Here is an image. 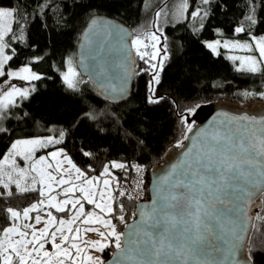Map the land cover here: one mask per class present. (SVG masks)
Instances as JSON below:
<instances>
[{
  "label": "trees",
  "instance_id": "1",
  "mask_svg": "<svg viewBox=\"0 0 264 264\" xmlns=\"http://www.w3.org/2000/svg\"><path fill=\"white\" fill-rule=\"evenodd\" d=\"M175 1L42 0L41 6V0H0L3 7L14 6L19 10L20 27L13 25L15 39L9 44L17 52L12 68L31 64L32 69L43 75L20 108L8 113L11 119L4 120L10 134L0 136V158L16 139L57 136L62 132L64 141L47 149L63 148L76 166L89 174H101L113 161L126 165L139 161L147 166L149 190L152 171L173 160L210 107L248 114L254 113L249 111L253 106L264 110V106L257 104L264 102L261 95L264 76L237 71L224 54H215L204 43L217 38L247 39L251 33L264 34V0H213L208 18L166 22L164 12ZM195 6L207 7L202 0H195ZM253 6L257 23L250 24L248 16L252 15ZM161 9L164 11L157 17ZM95 15L123 22L136 33L135 39L143 42L149 41L152 32L161 35L159 45L162 51V46H167L169 58L164 61L161 81L156 86L155 95L164 98L160 103L148 100L152 95L148 86L151 77L141 71L147 67L146 58L141 59L135 47L137 75L126 101L111 103L103 99L81 74L75 89L64 82L60 70L65 69L68 57H76L80 35ZM238 26H244L249 34H235L234 28ZM5 42L9 43L7 37ZM35 58H40L39 62L32 64ZM82 151L92 155L83 156ZM112 171L120 181L131 174L128 169ZM37 189L21 192L14 184L9 189L0 187V227L10 226L5 218L7 208L23 210L41 199L40 187ZM262 201L245 247L253 264H264V196ZM120 203L124 205V222L115 218L121 214L118 209L111 217L117 231L122 233L124 226L135 218L137 202L117 198L114 192L113 206ZM115 250L113 239L104 249L103 259H108Z\"/></svg>",
  "mask_w": 264,
  "mask_h": 264
},
{
  "label": "snow or ice",
  "instance_id": "2",
  "mask_svg": "<svg viewBox=\"0 0 264 264\" xmlns=\"http://www.w3.org/2000/svg\"><path fill=\"white\" fill-rule=\"evenodd\" d=\"M213 0H202V5L207 7L197 8L195 0H181L179 12L184 15L185 19L208 18L211 15L210 6ZM42 6V0H41ZM191 8V12L188 9ZM164 10L158 11L156 16H161ZM252 15L248 16L250 24H255L257 21L254 18L255 8H251ZM187 13V15H185ZM19 10L16 7L5 8L0 5V84L6 87H0V136L9 135V129L4 127V120L11 119L8 113L12 109L20 108V104L16 98L25 99L30 95L27 88L21 89L12 83V80L20 79L24 81H39L42 76L33 71L31 64H26L18 70L12 68L11 62L17 55L15 48H10V42L15 39L13 25L20 27L18 22ZM204 24H200V29L203 30ZM234 33L249 34L244 26L234 28ZM6 37L9 43H6ZM152 51H148V45L145 44V50L141 51L137 47V53L141 59H145L147 67L142 69L143 73L150 75L149 91L152 93L148 97L150 103L158 104L164 98L155 95L156 86L160 84L161 73L164 69V61L167 60V46L163 45V55H161V46L159 42L161 35L156 32L150 34ZM134 45H141L143 41L137 38L133 41ZM207 48L219 55L217 49L223 47L231 50H242L249 54L246 56H233L230 59L239 61L236 70L247 72L249 74H260L264 76V36L257 37L249 35V42L241 43L239 40H225L222 44L221 40L217 39L207 43ZM8 52L9 54H6ZM40 58H35L31 63H38ZM76 73L73 69H68V74L64 76V80L70 89L77 87L71 77ZM32 91H35L33 88ZM264 95V93H261ZM232 119H235L233 117ZM243 119H246L243 118ZM186 122V121H185ZM225 130L220 133L213 132L212 134H203L199 140V145L193 144L192 149H188L183 153V161L176 165L173 169V175L176 174V169H179L178 180H172L169 176H165L162 184L165 187L161 188L159 202H154L150 212L141 213L143 224L145 227H140L134 235L136 239L129 238L126 243L130 250H135L140 256L147 259L140 260L137 264H158L161 262V257H167L172 254L181 255L185 251L192 252V247L188 245H196L202 237L199 235L203 228L210 231V225L214 219H219V214L214 213L211 209L215 207L211 198L215 196V200H220L219 195L222 188L233 178H238L244 173L238 171L242 164H253L255 157L259 155L264 157V130L261 131V139L259 143H247L245 134L241 133L240 128L233 129L230 123L225 121ZM191 131V125L188 127ZM248 135V140H254L255 133ZM65 139L64 133H59L57 136H43L28 139H16L10 146L7 153L0 158V187L9 189L12 183L21 192L37 191V183L43 185V188L48 189L45 193L42 189L39 190L41 196L47 197V204L44 200L33 203L30 207L23 209V219L30 220V213L37 212L35 223L41 222V216L38 214L40 206L43 205L46 209H55L58 213L70 214L68 219L60 218L53 215L51 211H47V216L50 217L45 223L43 229L37 230L32 223H21L19 227L15 226V221L21 217V212L12 208L5 210V218L10 226L0 227V233L3 238H0V264H83L86 259L88 264H104L99 257L85 255L89 249H95L103 252L105 248L112 243L114 238V247L121 252H124L122 244L124 234L117 231V225L112 222V219L104 218L105 215L114 216L118 209L121 213L115 218L120 222H124L123 215L124 205L120 203L114 207V196L108 189L113 185V180L103 179V188L100 187V181L97 177L89 178L85 171H82L76 166L71 158L65 157L67 163L71 165L70 169L62 167L63 161L57 159L64 154L63 148H57L55 151L48 153L47 156L35 158L34 154L37 150L46 149L50 146L61 144ZM195 149V151H193ZM81 155L89 157L92 155L89 151H82ZM13 157H21L23 161H34L30 168L31 171L38 173L39 178L33 176L31 178V188L21 185L19 179L13 180V176L23 177L29 169L20 167ZM49 157L55 161V165L47 163V168L53 169L58 175H53L52 172L45 171L40 165H44ZM11 161V162H10ZM7 168V171H6ZM135 169L136 172L141 171L140 165H126L123 162H110L103 168V176H111L115 169ZM75 176L73 178L72 171ZM264 175V173H262ZM115 180V189L120 188V177H113ZM141 181L136 182V188L140 187ZM171 185L168 187V185ZM57 191L56 195H52L53 191ZM180 190V195H173V190ZM11 195V192L8 193ZM121 197L131 199L132 197L127 191H119ZM58 196H63V199H58ZM107 197V199H105ZM206 197L209 198L206 200ZM202 201L208 203V208L203 207ZM220 203H223L220 200ZM85 204L91 205L92 209L86 211ZM203 213V215H201ZM77 222L83 225L99 224L107 233L100 232L99 228H85V232H99L101 240L87 241L82 240L80 235L81 227ZM191 225H194L193 228ZM54 228V230H52ZM148 228L158 230V234L154 231H149ZM196 235H193V233ZM13 234L18 235V239H12ZM130 237L133 234H129ZM144 236L149 239H140ZM57 240L60 242L58 243ZM81 242L86 247H81ZM51 246V251L47 247ZM15 258V259H14Z\"/></svg>",
  "mask_w": 264,
  "mask_h": 264
},
{
  "label": "water",
  "instance_id": "3",
  "mask_svg": "<svg viewBox=\"0 0 264 264\" xmlns=\"http://www.w3.org/2000/svg\"><path fill=\"white\" fill-rule=\"evenodd\" d=\"M136 33L123 22L106 16H93L83 29L76 48V66L82 76L88 79L95 92L103 99L111 103H120L130 98L133 84L137 75V55L133 47ZM264 106V102L257 103ZM227 106L228 104H224ZM235 105H232L234 108ZM250 107L246 112H235L227 108L212 106L206 116L188 135L184 147L161 167L151 173L149 184V199L140 201L135 207V218L128 222L122 233L124 252L116 249L112 255L105 259L104 264H137L146 257L140 256L134 249L130 250L126 241L129 238L136 239L134 233L140 227H145L141 213L150 212L153 203L159 202L161 188L165 187L162 180L169 176L172 180H178L179 169L173 175V169L184 159L183 153L193 148V144L199 145L203 134L220 133L225 130L224 122L230 126L240 128L245 134L247 143H259L261 131L264 130V110L259 111ZM258 111V112H255ZM235 117V119H232ZM246 119H243L245 118ZM252 130L255 133L254 140L249 141L248 135ZM195 151V149H193ZM238 171L243 172L238 178L231 179L224 186L219 195L220 200L211 198L215 207L211 209L219 214V219H214L210 225V231L201 229L200 242L192 247V252H184L181 255L172 254L161 257L158 264H253L245 258V247L252 230L256 211L261 209L264 196V157L257 155L253 164H242ZM171 185L169 184L168 187ZM180 190L174 189L173 195H180ZM209 198L206 197V200ZM202 205L208 208V203L202 201ZM203 215V213H201ZM193 228L194 225H191ZM158 234V230L148 228ZM129 234H133L131 237ZM193 235H196L194 232ZM140 239H149L141 236Z\"/></svg>",
  "mask_w": 264,
  "mask_h": 264
},
{
  "label": "rangeland",
  "instance_id": "4",
  "mask_svg": "<svg viewBox=\"0 0 264 264\" xmlns=\"http://www.w3.org/2000/svg\"><path fill=\"white\" fill-rule=\"evenodd\" d=\"M181 3V0H176L170 7L169 9H166L164 14H165V17H166V22H170V23H177V22H181L183 20H186L184 18V15H181L180 12H179V5ZM201 6L197 7V8H200ZM5 8H10L9 7H5ZM190 9V8H189ZM189 9H188V12H189ZM185 15H187V13H185ZM157 33V32H156ZM157 35H160L159 33H157ZM250 35H255L257 37H261V36H264V34H255V33H251ZM219 40H221L222 44L225 40H229V41H236V40H239L241 43H244V42H249V38L247 39H229V38H217ZM217 39H214V40H205L204 43L205 45H207V43L209 42H213ZM136 40V39H134ZM142 40V39H141ZM151 40L149 38V41L146 42L144 41L141 45H134L133 43V47H135V49L137 50V47L140 48L141 51H143L144 49V45L147 44L149 47H151ZM158 46H161V45H158ZM207 47V46H206ZM152 51V48L151 50ZM212 51V50H211ZM217 51L219 52V54H224L234 65L235 67L237 68V66L239 65V61H234L232 59H230V57H233V56H246V55H249V54H256L255 51L253 53H247L246 51H242V50H229V49H225L223 48L222 46L219 47L217 49ZM216 54V53H215ZM161 55H163V51H162V48H161ZM71 68L74 70V72L76 73L75 76L71 77L75 82H77V85H78V82L80 80V73H79V70L76 66V61H75V58L73 56H70L67 58L66 60V65H65V69L64 70H60V73H61V76L64 80V76L66 74H68V69ZM13 69H16L18 70L19 68H13ZM34 72L40 74L41 76H43L41 73L37 72L36 70L33 69ZM35 82L36 81H24V80H20V79H15V80H12V83L17 85L18 87H20L21 89H24V88H27L29 89L30 91V95L32 94V89L34 88L35 86ZM65 82V80H64ZM66 83V82H65ZM67 84V83H66ZM0 87H6V85H3V84H0ZM29 95V96H30ZM17 99V102L20 104L21 102H23L25 99H19V98H16ZM194 130V129H193ZM192 130V131H193ZM191 131V132H192ZM190 132V133H191ZM28 138H36V137H28ZM28 138H21V139H28ZM57 148L59 147H53L51 148L50 150L49 149H41V150H37L34 154L35 158H39L40 156H47L48 153L52 152V151H55ZM8 152V151H7ZM65 157H68L70 158V156L68 155V153L66 151H64V154L61 155L60 157H58L57 159H60L61 161H63V164H62V167L64 169H70L71 168V165H69L67 163V159ZM13 159H15L17 161V163L19 164L20 167H23L25 169H29L28 172L25 173V176L23 177H18V176H13V180L15 179H19L20 182H21V185L22 186H25V187H28V188H31V178L33 176H36L37 178H39V175L37 172L35 171H31V164L34 162V161H28V162H25L23 161V159L21 157H13ZM72 160V159H71ZM11 162V161H10ZM73 162V161H72ZM115 162H118V161H115ZM47 163H52L53 166L55 165V161L54 160H51V158L49 157V160L44 164V165H40L41 168H43L45 171H49V172H52L53 175H58V173H56L55 171H53V169H49L47 168ZM74 163V162H73ZM75 164V163H74ZM109 165V164H108ZM82 170V169H81ZM6 171H7V168H6ZM84 171V170H82ZM112 171V170H111ZM87 173V172H86ZM88 177L89 178H93V177H97L98 180L101 182L100 183V187L103 188V184H102V181L103 179H110V180H113V176H114V173L112 171V175L111 176H103L102 173L101 174H89L87 173ZM72 176L74 178L75 176V172L74 170L72 171ZM14 183H12L11 185H13ZM15 185V184H14ZM38 186L40 187V190L42 189L45 193L48 192V189L46 188H43V185L37 183V188ZM114 186V185H113ZM113 186H111L108 191H111L113 192ZM57 191H53L52 192V195H56L57 194ZM114 194V193H113ZM114 196V195H113ZM64 197L63 196H58V199H63ZM105 199H107V197H105ZM40 200H44L45 204H47V197L46 196H41V199ZM39 200V201H40ZM37 201V202H39ZM37 202H34V203H37ZM32 205V204H31ZM30 205V206H31ZM28 206V207H30ZM26 207V208H28ZM92 209V206L91 205H87L85 204V210L88 211ZM21 212V217L19 219H17L15 221V226L16 227H19L21 223H32L34 225V227L37 229V230H40V229H43L46 225L44 223V221H46L47 219H49L50 217L47 216V211H51L53 215L57 216L58 219L60 218H63V219H68L69 215L70 214H66V213H58L56 212L55 209H46L43 205L40 206V211H39V215L41 216V222L39 224H36L35 223V216L37 215V212L36 211H33L30 213V220L28 221H25L23 219V210H18ZM104 218L106 219H112L111 216H108V215H105ZM112 222H113V219H112ZM114 223V222H113ZM78 226L81 227V237H82V240H87V241H94V240H101V236L99 234V232H85L84 229L85 228H89V227H96V228H99L100 229V232H105L107 233L108 229H105L102 225H99V224H90V225H83L81 224L80 222H77ZM54 230V228L52 229ZM0 238H3V235L0 237ZM12 239H18V235L16 234H13V236L11 237ZM57 242L59 243L60 241L57 240ZM47 247V250H52L51 249V246L48 245L46 246ZM81 247H86V245H84L82 242H81ZM85 255H91V256H94V257H99L102 261H104L103 259V252H100V251H97L95 249H89V251L87 253H85ZM245 255H246V252H245ZM247 256H245L246 258ZM15 259V258H14ZM83 264H88V261L85 259L83 261Z\"/></svg>",
  "mask_w": 264,
  "mask_h": 264
},
{
  "label": "built area",
  "instance_id": "5",
  "mask_svg": "<svg viewBox=\"0 0 264 264\" xmlns=\"http://www.w3.org/2000/svg\"><path fill=\"white\" fill-rule=\"evenodd\" d=\"M140 165L141 171L136 172L134 168L131 169V174L128 178L120 181V188L115 189V196L120 199H126L133 202H140L147 199L148 195V169L147 166L139 161H132L131 165ZM141 181L140 187L136 188V182ZM119 191H127V193L132 197L131 199L121 197Z\"/></svg>",
  "mask_w": 264,
  "mask_h": 264
},
{
  "label": "crops",
  "instance_id": "6",
  "mask_svg": "<svg viewBox=\"0 0 264 264\" xmlns=\"http://www.w3.org/2000/svg\"><path fill=\"white\" fill-rule=\"evenodd\" d=\"M113 177H116L115 174H114ZM114 183H115V180L113 179V185H114ZM113 185H112V186H113ZM113 188H114V186H113ZM112 193H114V191H113ZM113 195H114V194H113ZM113 239H114V238H113Z\"/></svg>",
  "mask_w": 264,
  "mask_h": 264
}]
</instances>
